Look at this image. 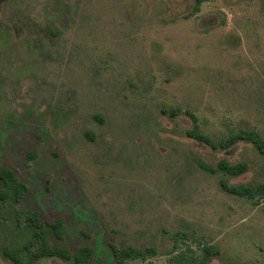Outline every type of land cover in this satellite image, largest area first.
Listing matches in <instances>:
<instances>
[{
	"label": "rangeland",
	"instance_id": "1",
	"mask_svg": "<svg viewBox=\"0 0 264 264\" xmlns=\"http://www.w3.org/2000/svg\"><path fill=\"white\" fill-rule=\"evenodd\" d=\"M187 112L214 140L264 141V0H0V168L28 188L17 211L62 219L90 264L114 263L109 244L154 250L127 264L203 246L209 264H264V198L219 186L264 183V155L189 139ZM222 159L248 169L196 163ZM24 226L0 211V247L22 248Z\"/></svg>",
	"mask_w": 264,
	"mask_h": 264
},
{
	"label": "trees",
	"instance_id": "2",
	"mask_svg": "<svg viewBox=\"0 0 264 264\" xmlns=\"http://www.w3.org/2000/svg\"><path fill=\"white\" fill-rule=\"evenodd\" d=\"M199 2V0H197ZM166 114L165 111H163ZM180 111L171 110L169 116H176ZM191 120V128L186 130V137L200 144L209 147L213 151H225L238 143L247 142L262 155H264V141L260 135L254 131L240 130L237 133H230L226 137L212 139L200 129L196 117L187 112ZM102 123L98 116L93 117ZM28 157H34L33 153H27ZM198 167L204 172L215 175L220 174L225 177H238L245 173L248 166L244 162L231 164L222 159L214 167L196 161ZM220 188L229 195L246 198H264V183L257 186H230L224 179L219 181ZM28 192L26 184L18 179L15 172L8 167L0 168V211L5 218H11L12 222L20 227L24 223V228L29 234V241L22 248L0 247V257L10 264H37L43 259H57L64 264H90L94 250L88 244H82L74 251H71L64 244V222L62 219L53 221L42 220L36 210L17 211V206L21 204ZM109 249L114 260L113 264H127L129 260H136L144 257V253L153 254L152 248L145 251L135 249L130 246L118 247L109 244ZM219 252L214 247L203 246L200 255L186 257L182 254L176 255L171 264H209L213 257Z\"/></svg>",
	"mask_w": 264,
	"mask_h": 264
}]
</instances>
